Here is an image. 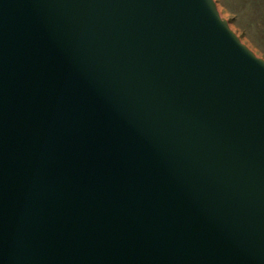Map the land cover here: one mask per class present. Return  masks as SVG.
<instances>
[{
    "label": "water",
    "instance_id": "95a60500",
    "mask_svg": "<svg viewBox=\"0 0 264 264\" xmlns=\"http://www.w3.org/2000/svg\"><path fill=\"white\" fill-rule=\"evenodd\" d=\"M0 264H264V59L216 0H0Z\"/></svg>",
    "mask_w": 264,
    "mask_h": 264
},
{
    "label": "rangeland",
    "instance_id": "374dc122",
    "mask_svg": "<svg viewBox=\"0 0 264 264\" xmlns=\"http://www.w3.org/2000/svg\"><path fill=\"white\" fill-rule=\"evenodd\" d=\"M240 40L264 59V0H216Z\"/></svg>",
    "mask_w": 264,
    "mask_h": 264
}]
</instances>
